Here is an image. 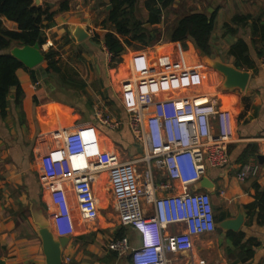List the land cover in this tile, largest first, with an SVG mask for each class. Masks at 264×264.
<instances>
[{
    "label": "crops",
    "instance_id": "obj_1",
    "mask_svg": "<svg viewBox=\"0 0 264 264\" xmlns=\"http://www.w3.org/2000/svg\"><path fill=\"white\" fill-rule=\"evenodd\" d=\"M63 2L67 4L64 9L60 8ZM39 5L48 6L52 12V17L44 20L41 26V49L43 53H56L54 59L58 61L62 71L60 74L47 73L50 82L48 85L41 79V71L36 72L35 68H19L16 74L21 87L20 93L17 94L15 88L10 90L9 95L12 94V97L8 95L6 114L0 115V258L5 264H45L37 226V221L45 218L55 237H68L62 248L63 264H131L130 251L118 255L108 249L107 244L111 238L118 236V233H123L128 236L130 247H137L141 239L133 226H120L117 218L116 222L111 220L98 225L95 224L96 221H84L75 207L72 190L68 189L67 195L72 202L70 213L73 231L61 235L57 233L53 218L58 212L57 207L51 200L50 193L39 182L40 156L46 153L54 142L48 132L59 127L74 128L89 122L99 128L103 134L102 147L108 150H120V144L125 143L128 133L130 135L126 124L127 114L118 91L119 80L125 76L121 75L122 64L112 67L109 80V74L99 61V52L103 49V35L108 27V24H103L108 0H40ZM136 7L137 14L146 19L144 0H137ZM210 9L211 12L215 11V17L209 40L211 53L207 57L235 65L233 57L229 56L227 51L241 38L248 45L254 68H241L249 72L248 83L243 91L223 90L220 87L222 75L201 61V79L210 83L211 86L205 83L209 89L212 85L214 89H205L203 84V90H217L220 107L229 109L232 113L236 108L242 112L239 116H233L235 141L228 147L231 166L210 168L204 175L213 182L212 191L202 187L201 189L211 195L215 230L194 239L193 253L198 259L204 260L205 264H264V230L257 216L258 208L254 209L252 215H249L245 208V205L255 199L254 183L258 184L259 190H264V173L243 181L235 177V169L241 163L239 157L244 149L249 144H256L259 156L264 147L262 139L257 141L258 138H264V70L259 67L257 55L260 49L264 52V41L253 43L255 37L251 33V20L245 26L239 27L236 34H227L223 29V23L229 22L236 13L260 16L259 22L264 24V0H174L171 7L163 11L162 22L152 28L162 29L165 19L173 20L176 15L187 11L205 10L210 13ZM0 20L4 27L17 29L15 22L2 16ZM75 26L82 27L89 36L81 41L76 40L73 35ZM95 34L99 36V42L93 40ZM172 43L180 45L179 42L165 41L160 45H153L149 48L153 50L144 52L141 56L154 52L158 46ZM13 46L16 45H11L3 52L9 53ZM87 53L90 56H85ZM152 56L155 58V55L150 54L147 59L143 56L126 59V64L129 63L132 69L141 66L149 73L157 74L153 69ZM95 59L98 69L92 64ZM83 61H90L93 67L92 71L87 63L84 76L72 66L73 63L81 64ZM160 61L158 63L161 65L162 60ZM40 66L46 71L45 60ZM96 70L99 72H95ZM31 73H34L35 77H32ZM137 73L142 74L138 69L135 74ZM115 78L116 93L118 92L116 98ZM167 82L168 80L163 81L164 84ZM89 86L92 87L91 92ZM94 96H103L108 105L97 107L94 104ZM239 97H243L242 100H239ZM97 111L120 121L121 124L116 128H103L95 115ZM132 147L134 153L138 152V148L133 145ZM252 158L254 157L249 156L248 160ZM98 182L94 191L100 212L99 199L104 198L105 194H110V191L105 177H100ZM193 188H200V184H195ZM221 189L225 191L223 197L218 194ZM238 213L242 214L243 221L237 230H225L218 226L220 221L234 218ZM169 257L178 260L176 255L169 254Z\"/></svg>",
    "mask_w": 264,
    "mask_h": 264
},
{
    "label": "built area",
    "instance_id": "obj_2",
    "mask_svg": "<svg viewBox=\"0 0 264 264\" xmlns=\"http://www.w3.org/2000/svg\"><path fill=\"white\" fill-rule=\"evenodd\" d=\"M103 49L109 62L111 54ZM259 67L264 70V54ZM139 70L142 74H135L130 65L118 91L132 145L141 149L140 155L122 158L119 150L103 149V134L95 124L59 127L48 132L54 142L40 156V185L57 207L61 235L73 230L67 190H72L81 219L93 223L99 214L94 186L105 177L118 224L133 226L141 239L130 247L127 235L113 237L108 249L118 255L130 251L131 264H205L193 253L194 239L215 230L214 208L209 192L193 186L208 169L231 166L232 112L220 107L217 91L177 90L186 81L180 79L187 70L183 63L167 72L161 66L157 74ZM95 115L104 127L121 124ZM261 139L264 143V138L257 141ZM257 155L237 166V180L264 173V147L262 162ZM218 194L223 197L225 191ZM260 226L264 230V220Z\"/></svg>",
    "mask_w": 264,
    "mask_h": 264
},
{
    "label": "trees",
    "instance_id": "obj_3",
    "mask_svg": "<svg viewBox=\"0 0 264 264\" xmlns=\"http://www.w3.org/2000/svg\"><path fill=\"white\" fill-rule=\"evenodd\" d=\"M173 2L174 0H144L147 16L146 19H143L137 14V0H108L111 8L107 11L103 22V24H108V27L102 42L111 54L109 61L111 66L119 61L122 52L129 46L143 49L153 46L156 42H184L190 39L201 54L210 55L209 40L213 30L215 11L210 13L205 10L187 11L176 15L173 20L165 19L162 30L152 28L153 25L162 22L163 11L171 7ZM65 7H67L65 2L60 4V8L64 9ZM0 16L15 22L17 25L16 30H11L1 25L0 22V115L4 116L10 90L15 88L17 94L20 93L21 87L16 71L24 66L18 59L8 52H3V50L13 44H41L42 23L52 17V12L49 11L48 6L35 5L34 0H0ZM259 19L260 16L253 17L251 14L236 13L229 22L223 23V29L227 34H236L239 27L245 26L251 20V33L255 37L253 43L257 44L264 41V24L260 23ZM146 23L149 24V27L145 26ZM93 40L99 42V36L95 34ZM167 48H169L167 45L158 46L154 52L148 53V55H155L158 62L170 55L168 60L166 58V62L164 59V63H161L166 72L179 63L189 67L185 63L195 57L192 49L187 52L178 51L174 61L173 54L170 51L167 53ZM43 54L47 63L46 72L60 74L61 67L58 66V61L54 59L56 53L49 51ZM227 54L233 57L235 66L254 68V61L250 58L248 45L243 39H237L229 47ZM263 54L261 49L257 51L259 57ZM145 55L143 56L145 57ZM120 70L123 73L124 68ZM31 74L32 77H35L34 73ZM182 88L183 86L176 89ZM247 155L248 158L257 155L256 144H249L241 153L239 161L241 163L246 162L248 160ZM253 187L255 199L252 203L245 205V208L249 211L248 214L252 215L257 207V216L262 222L264 220V190H259L257 183H254ZM118 234L116 237L124 235L123 233Z\"/></svg>",
    "mask_w": 264,
    "mask_h": 264
},
{
    "label": "water",
    "instance_id": "obj_4",
    "mask_svg": "<svg viewBox=\"0 0 264 264\" xmlns=\"http://www.w3.org/2000/svg\"><path fill=\"white\" fill-rule=\"evenodd\" d=\"M40 0H34L35 5H39ZM111 5L106 6L108 11ZM212 11L211 9L209 10ZM145 26L149 27L146 23ZM73 35L76 40L81 41L89 36V34L80 26H75ZM9 53L18 59L24 67L32 69L35 68L36 72L41 71V79L46 84L50 85L47 72L40 66L44 61V54L40 44L34 43L33 45H16L9 49ZM208 66L212 67L215 71L220 73L223 80L220 84L221 89L231 90L238 89L243 91L246 88L249 79V72L242 70L240 67L224 63L218 58H206ZM12 97V94L9 95ZM259 162L263 161V156H258ZM200 188H205L209 191L213 190V182L206 176L198 182ZM243 221V216L238 213L234 218H226L219 222L218 226L225 230H237ZM38 234L42 240V247L45 256V264H63L62 263V248L68 241L67 236L55 237L49 229L48 222L45 218L37 221ZM0 264H5L4 260L0 258Z\"/></svg>",
    "mask_w": 264,
    "mask_h": 264
},
{
    "label": "rangeland",
    "instance_id": "obj_5",
    "mask_svg": "<svg viewBox=\"0 0 264 264\" xmlns=\"http://www.w3.org/2000/svg\"><path fill=\"white\" fill-rule=\"evenodd\" d=\"M141 18H143V17H141ZM161 43H163V42H158V43L156 42L153 45H160ZM179 43H180V45L179 44H173V43L167 45L169 47V48H167V53H168V51H170V53L173 54L172 56H173L174 61L176 59L175 56L177 55L178 51L179 52L180 51L181 52H187V51H190L192 49L195 57L192 60H188V62L185 63L189 67L186 66L187 70L184 71V76L185 77H183V78L181 77L180 78L181 80H186V81H182L180 83H186L188 86H186L185 84H181V86H179L178 88L183 86L182 90H184V89H188L189 91H200V90H203L204 89V87L202 86L203 84L205 85V83H207V86L210 85V83L208 84L207 80L201 79V67H202L201 65L203 63L207 64L206 63V61H207L206 58H208L207 55L201 54V52L194 47V45H193V43H192V41L190 39H188V40H186L184 42H179ZM150 47H152V46H150ZM150 47L143 48V49H136V47L129 46L128 48H126L122 52V55L120 56L119 61L116 62V64H115L117 66H121V64H122V67L124 68V70H123V73L121 75H126V74H129V72H130V65H129V63L126 64V59L130 60V59H132L134 57H141L142 58L143 55L141 56V54H144V52H148V51L153 50V48L149 49ZM104 51L105 50L100 49V52H99L100 60L99 61H101L103 63L104 70L106 71L107 74H109L108 78H109V80H111V70H112L113 66H111V64L108 62L109 59L105 55ZM147 55H148V53L145 55V57L143 56V58L147 59L148 58ZM85 56H90V54L87 53ZM93 57H95V56H93ZM165 57L168 60L170 55L165 56ZM166 58H164L165 62H166ZM164 59H162V63H164ZM201 61L203 63H201ZM87 63L90 64L89 67L93 71V67L91 65V62L89 61ZM87 63H86V61H83L81 64L73 63L72 66H73V68H75V70L80 75L82 74L84 76L85 75L84 70L86 69ZM92 64L94 65V68L98 67L97 63H96V59L94 60V62ZM140 68L141 67H138V66L134 67V69H138V70ZM109 71H110V73H109ZM95 72H99V70H96ZM116 83H117V79L115 78L114 79V93H115L114 97L115 98L117 97V93H118V92L116 93V90H117V86H116L117 84ZM207 86L205 85V89L214 90L213 89V85H212V87L210 89ZM91 88L92 87L89 86V92H91ZM215 91H217V90H215ZM93 95H95V94H93ZM93 98H94V104H96L97 107L98 106H102L103 104H104V106L108 105L107 101L103 98V96L100 97V98H96L94 96ZM242 98L243 97H239V100H242ZM234 111L235 112L231 114L232 116H234V115L235 116L236 115L239 116L241 114V112H242V111L238 110L237 108ZM103 128H105V127H103ZM109 131H113V130H109ZM131 140H132L131 135H129V133H128L127 139H125V143L124 144H120L121 148H120L119 151H120V154H121L122 158H125L127 156L138 157L140 155V151H141L140 148H139L138 152H136V153L133 152V149H132L133 147L131 145ZM261 142L263 143V141H261ZM98 183L101 184L100 182H98ZM104 183H105V181H104ZM47 192H49V191L47 190ZM68 204L70 205V207H72V205H71L72 202L70 200H69ZM99 206H100V212H99V215H98V218H97L95 224H97V225L100 224V223L103 224L105 221H111V220H114L116 222V214H115V210H114V208L112 206V201H111L110 194H105L104 198H100L99 199ZM57 215H58V212H57ZM53 218H54V224L56 226L55 215H53ZM56 228H57V226H56ZM68 231H69V229H68ZM57 233H58V230H57Z\"/></svg>",
    "mask_w": 264,
    "mask_h": 264
},
{
    "label": "bare ground",
    "instance_id": "obj_6",
    "mask_svg": "<svg viewBox=\"0 0 264 264\" xmlns=\"http://www.w3.org/2000/svg\"><path fill=\"white\" fill-rule=\"evenodd\" d=\"M152 60H153V69L155 70L156 73H160V69H161V65L158 63V61L154 58V56H152Z\"/></svg>",
    "mask_w": 264,
    "mask_h": 264
}]
</instances>
